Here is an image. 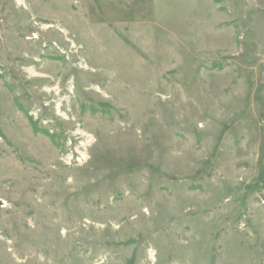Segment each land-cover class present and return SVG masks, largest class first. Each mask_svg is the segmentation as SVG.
I'll use <instances>...</instances> for the list:
<instances>
[{
    "label": "rangeland",
    "instance_id": "1",
    "mask_svg": "<svg viewBox=\"0 0 264 264\" xmlns=\"http://www.w3.org/2000/svg\"><path fill=\"white\" fill-rule=\"evenodd\" d=\"M219 1L0 0V264H264V0Z\"/></svg>",
    "mask_w": 264,
    "mask_h": 264
},
{
    "label": "trees",
    "instance_id": "2",
    "mask_svg": "<svg viewBox=\"0 0 264 264\" xmlns=\"http://www.w3.org/2000/svg\"><path fill=\"white\" fill-rule=\"evenodd\" d=\"M214 2H215V3H218V2H220V1H219V0H214ZM16 106L18 107V109H19L20 111H22V112L24 111L23 108H22L20 105H18V103L16 104ZM24 113L26 114V112H24Z\"/></svg>",
    "mask_w": 264,
    "mask_h": 264
},
{
    "label": "bare ground",
    "instance_id": "3",
    "mask_svg": "<svg viewBox=\"0 0 264 264\" xmlns=\"http://www.w3.org/2000/svg\"><path fill=\"white\" fill-rule=\"evenodd\" d=\"M17 1V3L20 5H22V2H21V0H16ZM154 256V254L150 251V257H153Z\"/></svg>",
    "mask_w": 264,
    "mask_h": 264
}]
</instances>
